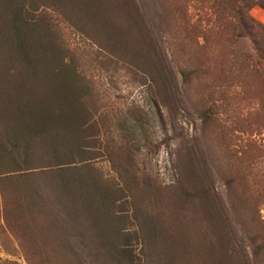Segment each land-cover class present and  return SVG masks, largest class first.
<instances>
[{"label": "rangeland", "instance_id": "374dc122", "mask_svg": "<svg viewBox=\"0 0 264 264\" xmlns=\"http://www.w3.org/2000/svg\"><path fill=\"white\" fill-rule=\"evenodd\" d=\"M136 1L144 24L132 27L122 18L110 30L126 33L138 54L133 45L112 42L119 34L89 38L64 4L21 2L29 22L54 31L65 69L78 73L86 150L92 173L114 193L109 223L122 242L109 247L70 201L61 203L65 216L57 220L39 208L33 213L14 185L11 209L20 214L21 240L1 228L0 215V264H234L226 255L234 248L243 254L237 264H264V57L233 22H216L210 0ZM263 6L257 0L249 12L262 26L255 28L259 39ZM153 67L162 78L150 86ZM157 90L166 104L155 98ZM48 152H33V168L60 163ZM0 171H10L3 160ZM192 186L203 197L196 206L184 204ZM215 226L227 240L216 242ZM156 234H164V245L151 244Z\"/></svg>", "mask_w": 264, "mask_h": 264}, {"label": "trees", "instance_id": "16d2710c", "mask_svg": "<svg viewBox=\"0 0 264 264\" xmlns=\"http://www.w3.org/2000/svg\"><path fill=\"white\" fill-rule=\"evenodd\" d=\"M210 1L215 3L212 7L213 11H217L216 22H233L230 24L234 30L239 31L240 37L250 39L257 53L264 57V35L259 39L255 31V28L262 26L249 14L257 5V0ZM21 2L26 0H0V5L3 4L0 9V66H4L0 69V119L4 120L0 124V137L4 136L0 142V160L5 161V166H9L10 170L0 171V215L4 221L1 228L13 238L21 240V235L16 230L20 214L11 209V206H16L18 197L14 196L12 199L9 193L10 187L15 185L21 189V202L30 209L33 206V213L39 208L44 216L50 215L57 220L56 216H65L61 203L70 201L73 206H79V212L91 219L93 231L99 232L103 240L109 243V247L116 249L117 242H122L117 235L120 231L110 226L109 218L115 214L117 201L114 193L109 191L111 189L108 187L111 186L102 185L100 179L92 173L94 168L90 161L93 157L86 150V143L89 141L83 135L86 134L88 116L87 111L80 105L82 93L79 92L82 87L77 80L78 73L65 69L69 65L66 64L62 46H58L55 38L51 37L54 31L37 22H29L24 17ZM49 2L53 6L64 4L68 8L64 14L89 38L102 40L109 32L112 35L119 34L117 38L111 39L112 42H118L119 47L133 45L136 53H141L139 45L126 41V33L110 30V26L119 23L122 18L124 22L133 23L132 27L134 24H144L136 0ZM90 24L93 26L89 27ZM93 30L95 34H92ZM108 42L107 46H110V41ZM114 50L121 53L120 48ZM131 54L134 55L133 52ZM6 63L9 66L7 69ZM134 65L142 66L141 63ZM151 74L154 78L150 86L154 83L161 84L159 79L162 75L156 67L152 68ZM154 95L158 101L162 100L166 104V96L162 92L157 90ZM160 117L161 124L165 125L162 113ZM35 150L43 153L51 151L50 161L60 163L54 168H33V164H36L33 158ZM176 165L174 168L178 167ZM186 191L184 195L188 200H183L184 204L191 201L196 206L197 199L202 197L199 188L192 186L190 193ZM218 202L223 209L219 200ZM181 203H178V210ZM205 203L206 201L202 202L200 206ZM207 208L206 204L204 212H207ZM14 215L16 221L11 219ZM207 223L213 228L212 220ZM215 232H218L217 226ZM216 236V242L221 237L227 240L219 232ZM164 238V234H156L151 244L156 247L164 245ZM66 239L68 247L71 248L69 236ZM214 244L215 242L210 241L206 250L212 249ZM42 251L47 252L46 249ZM226 251L234 264L243 255L235 248Z\"/></svg>", "mask_w": 264, "mask_h": 264}]
</instances>
